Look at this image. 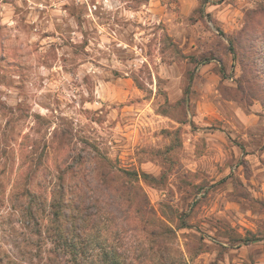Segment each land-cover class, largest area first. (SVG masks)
<instances>
[{
	"label": "clouds",
	"instance_id": "obj_1",
	"mask_svg": "<svg viewBox=\"0 0 264 264\" xmlns=\"http://www.w3.org/2000/svg\"><path fill=\"white\" fill-rule=\"evenodd\" d=\"M0 264H264V0H0Z\"/></svg>",
	"mask_w": 264,
	"mask_h": 264
}]
</instances>
